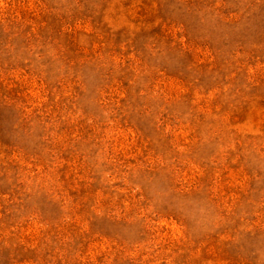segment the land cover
<instances>
[{
	"label": "rangeland",
	"instance_id": "1",
	"mask_svg": "<svg viewBox=\"0 0 264 264\" xmlns=\"http://www.w3.org/2000/svg\"><path fill=\"white\" fill-rule=\"evenodd\" d=\"M0 264H264V0H0Z\"/></svg>",
	"mask_w": 264,
	"mask_h": 264
}]
</instances>
